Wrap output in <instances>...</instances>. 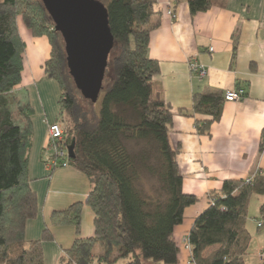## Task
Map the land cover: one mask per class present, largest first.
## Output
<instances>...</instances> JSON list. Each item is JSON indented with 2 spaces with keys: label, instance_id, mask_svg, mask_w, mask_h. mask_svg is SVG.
Returning a JSON list of instances; mask_svg holds the SVG:
<instances>
[{
  "label": "trees",
  "instance_id": "obj_1",
  "mask_svg": "<svg viewBox=\"0 0 264 264\" xmlns=\"http://www.w3.org/2000/svg\"><path fill=\"white\" fill-rule=\"evenodd\" d=\"M106 9L114 45L98 97L100 108H84L66 65L64 43L42 0H0V264H45L42 243L53 239L46 225L39 239L27 242L25 227L37 215L29 184L28 155L32 144L33 108L21 83L25 43L18 19L35 37L50 44L44 75L59 86L63 129L45 163L51 170L73 166L86 175L90 189L84 201L53 210L50 225L74 226L75 237L57 264H180L175 227L184 210L200 198L182 190L176 156L169 140L173 111L155 91L158 61L148 55L152 30L160 24L157 0H97ZM191 15L205 11L211 0H187ZM236 44L233 45V57ZM253 69V67H252ZM224 92L205 89L192 96L190 110L199 134H210L221 117ZM264 139V129L261 131ZM72 145V155L68 147ZM264 140L260 144L262 150ZM59 151L63 154L60 155ZM156 177L157 188L144 176ZM253 196L260 197L257 229H264V168L247 178L226 179L207 195L208 206L192 222L187 237L190 264H245L252 238L247 228ZM93 212V234H80L83 204ZM260 223V225H258ZM260 264H264V259Z\"/></svg>",
  "mask_w": 264,
  "mask_h": 264
},
{
  "label": "crops",
  "instance_id": "obj_2",
  "mask_svg": "<svg viewBox=\"0 0 264 264\" xmlns=\"http://www.w3.org/2000/svg\"><path fill=\"white\" fill-rule=\"evenodd\" d=\"M160 24L150 34L148 55L158 61L159 73L153 87L171 106L174 113L169 140L179 147L176 156L182 175V190L200 200L184 210L183 222L175 227L174 236L181 248L180 264H190L183 237L193 219L208 206L207 195L218 190L226 179L247 178L264 168V0H211L205 10L190 14L187 0H157ZM171 8L172 19L166 14ZM18 31L25 43L21 83L27 91L35 115L31 118L32 144L28 155L29 184L35 193L37 215L25 227L27 242L39 239L48 225L53 239L42 243L45 264H57L64 249L71 246L75 230L71 224L50 225L53 210L84 201L90 183L84 173L73 166L51 170L45 163L49 123L59 113V86L44 75L43 64L49 58L50 44L45 36L35 37L18 19ZM236 53L233 57V45ZM212 47L213 51H209ZM195 60L207 71L199 77L189 70ZM253 67V69H252ZM242 88L238 101H225L221 117L212 123L210 134L196 131L195 119L177 111L190 110L192 96L205 89L226 92ZM260 203L261 198L257 197ZM247 225V224H246ZM93 212L85 203L81 211L80 234H93ZM244 256L245 264H259L262 247H252V234ZM254 259V260H253Z\"/></svg>",
  "mask_w": 264,
  "mask_h": 264
},
{
  "label": "water",
  "instance_id": "obj_3",
  "mask_svg": "<svg viewBox=\"0 0 264 264\" xmlns=\"http://www.w3.org/2000/svg\"><path fill=\"white\" fill-rule=\"evenodd\" d=\"M42 2L55 24V30L62 36L66 65L76 89L84 98L94 102L114 45L105 7L97 0ZM72 150L70 145L69 156H73Z\"/></svg>",
  "mask_w": 264,
  "mask_h": 264
},
{
  "label": "rangeland",
  "instance_id": "obj_4",
  "mask_svg": "<svg viewBox=\"0 0 264 264\" xmlns=\"http://www.w3.org/2000/svg\"><path fill=\"white\" fill-rule=\"evenodd\" d=\"M174 18L175 17H173L172 19H174ZM71 39H73L76 42V39L73 36H71ZM112 55L113 54L110 51L108 58L110 59L112 57ZM110 69L111 68H109L108 71L104 74L103 80L104 79H105V81H106V79L109 80V78L111 77ZM103 80H102V82H103ZM100 102H101V95L94 102H91L87 98H84L82 95H80V103L86 109L88 107L92 108V105H93L95 111L98 112V110L100 108ZM31 106H32V104H31ZM32 108H33V106H32ZM34 113H35V111H34V108H33V114ZM33 114H32V116H33ZM32 116H31V118H32ZM144 180H145V182L147 183L148 186H151L152 188L153 187L157 188V186H158L157 182L158 181L156 180V177H150V176L147 175V176H144ZM258 200L259 199L257 198V196H253L251 198V200H250V205H249V208H248L247 228L249 229L251 234H254L255 236L257 235V237L254 239V241L251 244L250 252L252 251V247L255 248V247H257V245H258L259 248L260 247L264 248V229H259V230L257 229V222L261 220V218H260V216L258 214V206H259V201ZM261 252L264 254V250H263V251H260L257 254V256ZM180 256H181V254H180ZM252 262L253 261H251L250 264H252ZM261 262L262 261H260V263ZM123 263H124L123 260H119L115 264H123ZM144 264H162V262H153V261H150V260H146V261H144Z\"/></svg>",
  "mask_w": 264,
  "mask_h": 264
},
{
  "label": "built area",
  "instance_id": "obj_5",
  "mask_svg": "<svg viewBox=\"0 0 264 264\" xmlns=\"http://www.w3.org/2000/svg\"><path fill=\"white\" fill-rule=\"evenodd\" d=\"M166 14L170 18L175 17V13H174V11L171 8L166 10ZM209 51H213V48L210 47ZM189 70H190L191 73H195L199 77H203L207 73V71L205 70L203 65H201L200 63H198L195 60H190L189 61ZM243 95H244V89H242V88L231 89V90H228V91H226L224 93V97H225L226 101H238V100L241 99V97ZM47 131H48V141H50L49 147H50L51 151L54 150V151L58 152V150L55 148L54 144L62 139V135H63L62 127L58 123L52 122V123L48 124ZM59 154L62 155L63 152L59 151ZM47 166L49 168H51L52 162L47 163ZM258 225H260V223ZM183 243H184V247L189 252L190 248H189V245L187 244V237L186 236L183 237ZM258 258H259L260 261H262L264 259V254L261 252L258 255Z\"/></svg>",
  "mask_w": 264,
  "mask_h": 264
}]
</instances>
